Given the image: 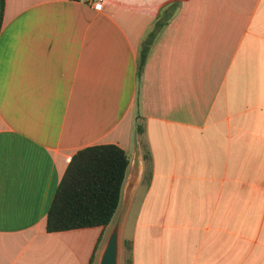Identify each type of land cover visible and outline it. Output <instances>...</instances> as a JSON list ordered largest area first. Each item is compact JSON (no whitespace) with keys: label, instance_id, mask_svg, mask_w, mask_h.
<instances>
[{"label":"crops","instance_id":"1","mask_svg":"<svg viewBox=\"0 0 264 264\" xmlns=\"http://www.w3.org/2000/svg\"><path fill=\"white\" fill-rule=\"evenodd\" d=\"M96 144L127 152L125 184L138 173L130 264H264V0H6L0 264H98L103 226L47 230Z\"/></svg>","mask_w":264,"mask_h":264},{"label":"trees","instance_id":"2","mask_svg":"<svg viewBox=\"0 0 264 264\" xmlns=\"http://www.w3.org/2000/svg\"><path fill=\"white\" fill-rule=\"evenodd\" d=\"M6 0H0V31ZM177 5H172L166 16L158 19L154 29L142 43L139 59L143 69L151 46L158 33L172 19ZM140 134L144 128L138 127ZM148 166L151 161L149 151L144 153ZM130 160L127 152L117 144H96L79 150L71 159L65 174L57 188L47 215V230L59 232L78 228L103 226L107 229L112 223L121 204L123 188ZM102 234L96 245H101ZM128 251V263H131L132 246L123 243ZM95 260V252L91 263Z\"/></svg>","mask_w":264,"mask_h":264},{"label":"water","instance_id":"3","mask_svg":"<svg viewBox=\"0 0 264 264\" xmlns=\"http://www.w3.org/2000/svg\"><path fill=\"white\" fill-rule=\"evenodd\" d=\"M138 173L132 172L123 188L121 204L112 222V228L101 248L98 264H120L122 225L126 210L130 204Z\"/></svg>","mask_w":264,"mask_h":264},{"label":"rangeland","instance_id":"4","mask_svg":"<svg viewBox=\"0 0 264 264\" xmlns=\"http://www.w3.org/2000/svg\"><path fill=\"white\" fill-rule=\"evenodd\" d=\"M125 217H126V215L124 216L123 221L125 220ZM132 221H133V217L131 216L130 219H129V223H132ZM113 223H114V222H112V223L108 226L107 230L105 231L104 236H103V240H102L101 245H100V248H102V246H103L104 243L106 242L107 237H108V235H109V233H110V230H111V228H112ZM123 243H124V242H123L122 239H121L120 264H129V263H128V258H129V255H130V254L128 253L127 250H126V251L124 250Z\"/></svg>","mask_w":264,"mask_h":264},{"label":"built area","instance_id":"5","mask_svg":"<svg viewBox=\"0 0 264 264\" xmlns=\"http://www.w3.org/2000/svg\"><path fill=\"white\" fill-rule=\"evenodd\" d=\"M96 10H102L103 0H89Z\"/></svg>","mask_w":264,"mask_h":264}]
</instances>
